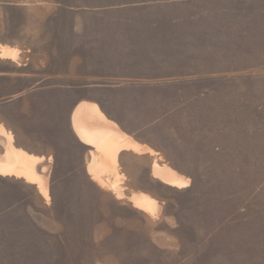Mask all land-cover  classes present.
I'll list each match as a JSON object with an SVG mask.
<instances>
[{
  "label": "rangeland",
  "instance_id": "374dc122",
  "mask_svg": "<svg viewBox=\"0 0 264 264\" xmlns=\"http://www.w3.org/2000/svg\"><path fill=\"white\" fill-rule=\"evenodd\" d=\"M1 46L0 127L48 183L0 174V264H264V0H0ZM89 99L149 147L107 186Z\"/></svg>",
  "mask_w": 264,
  "mask_h": 264
},
{
  "label": "bare ground",
  "instance_id": "6f19581e",
  "mask_svg": "<svg viewBox=\"0 0 264 264\" xmlns=\"http://www.w3.org/2000/svg\"><path fill=\"white\" fill-rule=\"evenodd\" d=\"M0 56L15 57L12 56L10 49L2 46L0 47ZM84 118H87L90 123H95L96 128L88 130L85 126H81V119ZM73 124L80 139L89 145L95 146V151L101 152L99 157H97V153L92 152L94 158L89 163V171L103 186L108 185L103 179L105 172L112 171L117 173V157L121 150L132 149L141 153L149 150L147 145L139 143L133 137L120 130L114 122L106 119L96 104L81 103L75 113L73 112ZM0 133L5 134L7 137L4 157H0V174L14 175L29 182L38 183L42 192L47 194V178L37 168L42 158L16 147L13 144V136L3 127H0ZM153 173L174 186L183 187L189 183L187 179L167 166H155L153 167ZM118 195H123L119 189ZM132 201L136 206L151 212H154L155 208H157L154 199L144 193L135 194L132 197Z\"/></svg>",
  "mask_w": 264,
  "mask_h": 264
},
{
  "label": "crops",
  "instance_id": "0c3cea01",
  "mask_svg": "<svg viewBox=\"0 0 264 264\" xmlns=\"http://www.w3.org/2000/svg\"><path fill=\"white\" fill-rule=\"evenodd\" d=\"M90 103V102H93V104L94 103H99L100 101L99 100H97V99H93V100H91V99H89V100H84V101H80L77 105H76V107H75V109H74V113H75V111H76V109H77V107L81 104V103ZM100 109V108H99ZM103 113V112H102ZM104 114V113H103ZM108 116V117H107ZM105 117H106V119H108L109 121H111V122H114L123 132H125L126 134H128V135H130L131 136V134H135L136 133V131H125V130H123L122 129V127H123V123L121 122V120L119 119V118H116V117H113V116H109V115H105ZM81 120H82V122H81ZM80 120V124H81V126H85V128L87 129L88 128V130H94L96 127V124L95 123H90V121L87 119V118H84V119H81ZM86 120V121H85ZM72 121H73V114H72ZM73 127H74V124H73ZM74 129H75V127H74ZM78 135V134H77ZM80 138V137H79ZM135 139V138H134ZM137 140V139H136ZM138 142H140V143H142L141 141H139V140H137ZM84 142V141H83ZM85 143V142H84ZM142 144H145V143H142ZM145 145H147V144H145ZM148 146V145H147ZM24 150V149H23ZM93 152V151H92ZM41 158V157H40Z\"/></svg>",
  "mask_w": 264,
  "mask_h": 264
}]
</instances>
